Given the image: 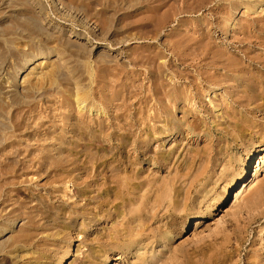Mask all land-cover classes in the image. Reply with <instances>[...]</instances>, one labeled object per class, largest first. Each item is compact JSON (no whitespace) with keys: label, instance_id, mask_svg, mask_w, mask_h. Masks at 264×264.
<instances>
[{"label":"bare ground","instance_id":"bare-ground-1","mask_svg":"<svg viewBox=\"0 0 264 264\" xmlns=\"http://www.w3.org/2000/svg\"><path fill=\"white\" fill-rule=\"evenodd\" d=\"M47 1L54 12L56 0ZM116 1L134 3L130 8H136L133 12L138 13L132 16L138 17L132 22L136 36L154 41L148 43V48L132 52L134 66L145 67V79L151 83V99L140 96L141 108H132L129 99L142 89H128L123 80L117 84L118 75L104 62H98L96 68L86 65L88 83L80 79L61 103L67 107L75 105L78 117L63 115L60 133L56 125L54 131L46 129L42 134L41 130V142L59 143L42 144L41 154L36 156L41 160V181L43 177L47 180L38 187L41 197L36 201L41 208H24V214L21 209H13V221L22 222L26 218L33 222L40 217L41 234L48 233L45 241L60 244L53 252L63 245H69L70 249L76 236L89 252L78 264H109L111 259L115 264H263L264 228L260 241H250L251 250L246 253V259L241 258V251L249 239L238 233L235 250L228 254L221 243L213 262L194 259L198 251H204L202 243L194 241L187 248L174 246L173 241L182 221H186L183 226L186 230L188 219L193 216L189 213L191 209L198 210L194 224L200 229L207 224L204 221L210 210L206 205H216L211 203L215 199L210 198L216 191L208 188L216 184V166L224 163L222 158L215 157L225 153L221 149L214 150V155H208V150L181 152L188 135L195 133L202 134L201 138L223 131L246 147V159L240 171L230 175L229 170L228 173L224 170L217 179L227 178L233 185L241 182L230 207L224 210L227 214L223 219L243 208L241 216L233 221L234 226L239 227L246 220H264V142L255 148L245 143L248 130L259 124L256 117L250 119L248 115L264 116V0ZM41 8L45 10L43 4ZM238 12L262 17L250 21L245 30L238 22ZM200 13L195 22L183 20ZM130 16L126 13L123 19ZM106 23V20L101 22ZM173 23L170 40L161 42V36ZM214 30L225 39L217 42L212 34ZM234 33L238 35L228 39ZM87 39L95 48L103 45L98 39ZM60 40L50 38L41 42V53L24 60L20 72H28L24 83L41 81L43 85L57 74L50 63L55 49H48L47 45L58 43L59 46ZM119 101L122 105L114 104ZM73 111L75 108H70ZM146 111L154 114L145 116ZM178 113L183 117L179 118ZM19 126L15 124L9 138L16 136ZM44 127L45 123H41V128ZM67 134L71 135L70 140ZM261 138L264 139L263 134ZM255 155L261 159L253 169L251 161ZM177 165L179 171L170 178H159L153 172L145 177V167L148 171L151 167L166 171ZM58 185L62 187L59 189ZM72 188L73 196L67 198H77L76 202L56 201L57 192L62 189L71 192ZM248 194L252 196L248 198ZM78 201L84 203L79 205ZM202 204L206 206V215L199 213ZM246 225L240 234H244ZM9 229H0V237H6ZM200 235L201 231L195 237ZM69 252H61L60 264L67 263Z\"/></svg>","mask_w":264,"mask_h":264},{"label":"rangeland","instance_id":"rangeland-1","mask_svg":"<svg viewBox=\"0 0 264 264\" xmlns=\"http://www.w3.org/2000/svg\"><path fill=\"white\" fill-rule=\"evenodd\" d=\"M41 4L45 6V10L41 8ZM50 4V1L47 0H0V229L6 228L7 230L11 227L10 233L6 237H0V264H60L58 258L63 256L61 252L64 250L70 252L66 258L67 263L63 264H78L89 253L87 252L88 248L81 244L76 236H74L75 240H73L70 249H68L69 245H63L59 251L53 252L52 249L60 244L55 241H45L44 238L48 233L41 234L40 217H36L33 222H28V219L25 218L28 212L25 210V216L22 215L25 219L21 222L20 219L13 221L15 216L11 214L13 209H21L24 214V208L30 210L41 208L39 202L36 201L41 197L38 187L46 184L47 180L43 177L41 181V160L36 156L41 154L42 144H59L55 141L41 142V130H43L42 134L46 129L54 131L53 125H56L58 129L60 128L58 130L60 133L64 126L61 120L63 115L78 117V109L75 105L67 107L61 103L68 91H72L80 79L83 80V83H88L89 75L85 66L92 64L96 68L98 62L101 64L104 62L111 72L118 75L117 84L123 80L128 89H142L129 99L128 104L132 108H141L140 96L149 100L152 96L150 80L145 79V67L137 68L132 62L133 51L144 50L149 47L148 43L154 42L149 39H139L136 36L137 29L134 28L132 22L138 17L132 16L138 13L133 12L136 8H130L134 3L126 4L116 0H56L53 4L54 12L50 10ZM126 13H130L131 16L123 19ZM200 17L201 13L188 15L183 20L195 22V19ZM261 17L262 15L258 14L237 13L238 22L245 26V30L249 27L250 21L258 20ZM103 20L107 21L106 25L101 24ZM173 27H175L174 23L168 26L164 36H161V42L170 40L168 35ZM212 34L218 39L217 42H220V39H225V36L215 30ZM235 35L238 33L229 34L227 37L231 40ZM50 38L61 39L59 46L58 43L47 45L48 49L51 47L55 49L50 63L53 68H56L57 74L49 77L43 85H41V81L35 84L24 83V76L28 73H20L25 66L24 60L31 55L41 53V42ZM87 38L98 39L103 45L95 48L96 45H92ZM109 47H114L115 50L112 51ZM134 70L138 71L132 73ZM111 79L115 80V78ZM119 87L121 86L119 85ZM114 104L122 105V102ZM70 108H75V111L70 112ZM153 114V111H146L145 116ZM177 116L183 117L181 113H178ZM248 116L250 119L256 117L259 124L257 128L248 130L245 143L254 148L262 146L261 143L264 142V139L261 136L264 135V127L261 125L264 124V116L262 114ZM102 119L108 122L107 118L103 117ZM41 123H45L44 128H41ZM68 123L70 124L71 121ZM15 124H21V126L15 131L16 136L9 138ZM226 134L223 131H215L212 136L204 135L201 138L199 136L202 134L198 135V133L188 135L181 152L183 150L186 152L199 150L201 153L203 150H208V155H214V150L221 149L225 156L215 157L224 160V163L220 162L216 166L217 179L223 175L224 170H226L225 173H228L229 170L230 175L234 172L237 173L242 168L243 160L246 159V147L240 140L236 141ZM67 137L69 140L71 139L70 134H67ZM153 147L156 148L157 144H154ZM28 148L32 149L30 151H33V155H30ZM153 154L154 152H152ZM129 155H132V152ZM84 158L82 157V159ZM260 159L261 157L258 155L253 157L251 161L253 169ZM89 165L92 167V164ZM155 168L151 167L148 171V167H145V177L150 176V173L153 172L159 178L165 179L179 171L178 165L170 167L166 171L164 169L165 172ZM217 179L215 180L216 184H212L213 186L208 188L209 191L213 189L216 191L210 196L215 199L211 203H216V205L214 207L206 205L210 210L204 221L207 223L206 227L195 228L194 218H197L198 210L191 209L190 216L195 217L192 216L188 219L186 216L185 219L189 221L186 230H183L186 221H182L178 225L179 234L173 244L177 247L185 245L189 248L193 243L200 242L204 251H198L194 259L199 262L207 260L213 262L221 243H224L223 251L226 253L230 254L235 250L234 242L238 233L241 237L249 239L241 251V258L246 259V253L251 250L250 241H260L262 237L264 220L258 219L250 222L246 220L244 223L241 222L239 227L234 226L233 221L241 216L240 210L243 208L238 211L234 210L235 215L230 214L223 219L227 214L224 210L230 207L235 191L241 182L233 185L227 178ZM262 184L264 185V182ZM56 187L60 189L62 186ZM74 190L72 188L70 192L62 189L59 191L60 193L57 192L56 201L76 202L77 198L72 200L67 198L68 195L69 197L73 196ZM32 194L34 195L32 196ZM251 196L247 195L248 198ZM78 202L79 205L84 203ZM206 206L202 204L199 213L206 215ZM218 221L224 222L217 224ZM24 222L26 224L22 225ZM244 224H247L246 229L244 234H240L239 231H242ZM200 231V237H195V234ZM16 239L19 241L13 243ZM109 264H115L113 259Z\"/></svg>","mask_w":264,"mask_h":264}]
</instances>
